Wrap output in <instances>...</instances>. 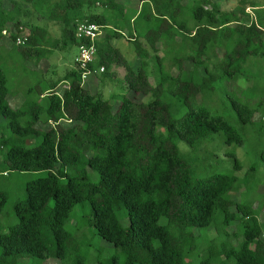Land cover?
<instances>
[{"label":"trees","instance_id":"trees-1","mask_svg":"<svg viewBox=\"0 0 264 264\" xmlns=\"http://www.w3.org/2000/svg\"><path fill=\"white\" fill-rule=\"evenodd\" d=\"M5 1L0 0V41L9 37L10 51L26 63L59 46L90 44L78 36L81 22L101 24L104 32L87 81L73 66L40 91V98L49 97L47 106L34 99L13 109L7 69L0 63V116L7 120L0 131V172L43 173L27 181L24 198L15 201L17 222L6 229L0 220V264H21L27 257L88 264L78 253L84 225L121 255L93 264H264V203L233 196L254 188L257 166L239 177L236 148L245 145L250 128L264 130V100L255 103L254 95L241 101L229 89L250 57L264 58V5L237 0L234 9L223 10L216 0H7L6 7ZM97 5L102 13L92 11ZM126 5L135 7L130 16ZM29 6L38 19L61 25L59 39L31 21ZM21 27L29 29L24 46L15 43ZM125 37L139 57L136 66L116 46ZM152 54L157 85L147 72ZM116 67L125 69L122 83L132 96L118 93L112 101L91 86L94 78H116ZM62 81L68 86L60 91ZM225 88L236 123L209 107ZM140 94L152 99L140 101ZM218 133L234 145L225 152L233 171H220L224 160L218 155L214 166L198 159ZM181 140L190 148L186 154ZM260 158L264 165V151ZM8 198L0 191V215ZM77 206L88 215L75 223Z\"/></svg>","mask_w":264,"mask_h":264},{"label":"rangeland","instance_id":"rangeland-1","mask_svg":"<svg viewBox=\"0 0 264 264\" xmlns=\"http://www.w3.org/2000/svg\"><path fill=\"white\" fill-rule=\"evenodd\" d=\"M119 2H125L126 0H118ZM132 3L133 1L130 0ZM220 7L223 10H232L239 5L237 0H216ZM249 3L254 5L263 6L264 0H247ZM129 2V1H128ZM128 2H125L128 4ZM193 0H184V4H191ZM131 3V4H132ZM135 5H138V1H135ZM6 7L10 6L9 1H5ZM127 15L130 16L134 13V6H127ZM31 12V21L41 25H46L50 31V34L53 39H59L61 36V25L59 23L47 22L37 18V13L32 6L28 7ZM92 11L97 13H102L104 7L97 5ZM136 11V10H135ZM248 12L254 15V10L252 8L247 9ZM111 13V11L109 12ZM29 31V29L27 28ZM12 41L9 37H4L0 41V63L7 69L8 78H9V87L12 91V100H10L11 107L17 109L23 107L26 102L32 100H38L43 106H47L49 103V97L44 95L42 98L39 97L40 91L48 90L50 84L53 81L60 80L64 75L71 69V64H74V57L78 54V48L75 46L70 47L69 49H63L62 47H57L52 53L47 57H44L41 60L32 59L31 61L23 62L20 59L15 58L14 53L10 51L12 47ZM116 46L120 48L123 54L129 59L135 66L139 63V57L135 53L134 44L128 41V38H120L116 40ZM190 68V65H188ZM244 73L243 76L239 77L237 81L231 82L229 84L230 92L241 101H248L254 95H257L258 99H254L253 102L256 103L260 100H264V58L262 57H250L248 61L243 66ZM117 72L116 78L104 77L103 81L93 79L92 90L94 92L101 91L104 93L107 99H112L114 94H129L132 96V93L128 89H124L122 80L126 73L125 69L122 67L115 68ZM147 72L150 77V81L153 85H157L160 81V73L155 59V55L152 54L149 60V66L147 67ZM175 72V70H174ZM67 83L62 81L58 88L60 91L66 88ZM255 87V92L254 88ZM34 88L33 91L30 89ZM259 91H258V90ZM233 90V91H232ZM225 91V92H224ZM226 88L223 89L217 96L214 98L213 103L209 105L210 109L213 112L223 114L231 123L237 122V115L232 109L230 102L226 99ZM229 92V91H228ZM11 98V97H10ZM9 98V99H10ZM138 100L150 101L152 95L144 96L142 94L136 97ZM112 101H114L112 99ZM111 101V103H112ZM117 101V100H116ZM251 102V101H250ZM253 103V104H255ZM251 103V105H253ZM264 107V103H263ZM260 118V115L256 117ZM6 118L0 116V131H5ZM224 135L218 133L214 136L212 140L207 142L201 151L198 152L199 161L207 160L208 162L215 164L216 156L224 160L221 164L220 171L230 172L233 171V160L227 157L225 152L233 151L234 145H226L224 143ZM28 145L33 144V141H28ZM179 148L183 154H186L190 151L189 146L184 142H179ZM264 151V130L255 132V129L250 128L249 137L243 147H237L236 153L237 157L242 163L243 169L236 171V174L239 177H243L246 171L251 165H256V173L253 177L254 188L248 196H243V193L233 195L235 199L241 201L242 199L253 200L258 203H264V165L260 158V153ZM214 153H216L214 155ZM2 161L0 157V162ZM214 166V165H213ZM213 170V169H212ZM41 172H0V191H7L9 194L8 202L5 206L3 213L0 215V220L2 224L6 227L8 225L14 224L17 222V218L14 214V204L15 201L25 196V186L27 181L35 179L39 176H42ZM259 184V187L255 186ZM258 188V189H257ZM84 214L88 215V210L77 206L73 212L74 220L76 223L79 219L87 218ZM124 225H127L128 220L124 219ZM81 224H83L81 222ZM71 231H77L75 225L66 226ZM83 234L82 244L78 253L82 254L85 257V260L88 264H93L95 259L100 258H112L119 251L115 245L111 242L102 239L100 236L94 234L92 231H89V227L84 225L79 230ZM121 262L124 261L123 257L119 258ZM21 264H61V261L56 257L48 258H36V257H27L20 260Z\"/></svg>","mask_w":264,"mask_h":264},{"label":"built area","instance_id":"built-area-1","mask_svg":"<svg viewBox=\"0 0 264 264\" xmlns=\"http://www.w3.org/2000/svg\"><path fill=\"white\" fill-rule=\"evenodd\" d=\"M77 32L79 37L87 38L90 41V44L82 43L81 45H79L78 54L75 56L74 59V66L79 72H81V80L84 83L87 81L90 74L92 73V70L89 65L96 58V40H98L102 36L104 28L101 24L93 22H81L78 24ZM4 35H7L6 31H4ZM28 38V31L25 28L21 27L20 34L16 38L15 43L18 46H24L28 42ZM99 71L104 72L105 67H101Z\"/></svg>","mask_w":264,"mask_h":264},{"label":"crops","instance_id":"crops-1","mask_svg":"<svg viewBox=\"0 0 264 264\" xmlns=\"http://www.w3.org/2000/svg\"><path fill=\"white\" fill-rule=\"evenodd\" d=\"M75 58V57H74ZM74 64H71V67L73 68ZM67 85V84H66Z\"/></svg>","mask_w":264,"mask_h":264}]
</instances>
